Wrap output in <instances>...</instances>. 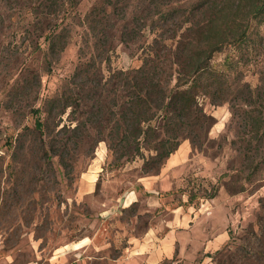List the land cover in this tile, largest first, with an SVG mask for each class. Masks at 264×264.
<instances>
[{"label":"rangeland","instance_id":"374dc122","mask_svg":"<svg viewBox=\"0 0 264 264\" xmlns=\"http://www.w3.org/2000/svg\"><path fill=\"white\" fill-rule=\"evenodd\" d=\"M112 1L103 50L86 23L103 0H0V264H129L141 244L168 248L169 222L174 252L153 264H202L207 255L213 264H264V0ZM124 29L136 40L124 42ZM209 29L223 99L198 93L213 121L182 137L169 162L144 168L154 155L144 141L142 155L118 158L85 98L48 112L50 99L87 93L70 82L81 63L96 62L104 82L157 58L172 78L170 49L200 45ZM52 33L64 35L56 52Z\"/></svg>","mask_w":264,"mask_h":264},{"label":"trees","instance_id":"16d2710c","mask_svg":"<svg viewBox=\"0 0 264 264\" xmlns=\"http://www.w3.org/2000/svg\"><path fill=\"white\" fill-rule=\"evenodd\" d=\"M103 1V11L93 8L86 14V23L94 38L95 47L100 46L104 50L109 44V31L103 24L115 11H105L104 6L114 7L112 0ZM262 8L261 5L253 10L259 11ZM172 16L174 14L170 10L164 14L166 20ZM210 29L204 33L201 31L198 39L200 45L193 46L190 41H178L170 49L172 63L175 65L174 72L170 75L172 78L162 77L165 63L157 58H149L135 69L114 72L104 82L102 76L97 77L100 68L96 62L81 63L76 67L70 82L80 90H87V93L77 97L63 93L61 97L50 99L46 102L48 112L57 110L62 113L68 107L80 105V100L85 98L92 102L89 106L94 128H108L109 150L116 153L118 158L138 157L142 155L141 142L144 141L154 151V155L144 161V168H152L156 164L160 166L177 149L182 137L212 123L213 117L207 115L198 103V93L210 96L212 102L223 99L221 71L211 63L214 53L220 50L219 39L217 37L215 42L207 41L210 33L217 36V31ZM136 35V31L129 32L127 29L121 32L124 42L135 41ZM63 37L61 33H52L49 39L52 52H56L58 42H63ZM107 58L103 57L102 60ZM81 76L85 78L79 83L75 82ZM102 95L106 98L107 127L100 123ZM36 112L37 110L33 111L36 116L34 126L36 130L42 131L44 125ZM110 122L113 123L108 127ZM184 133L186 134L183 135Z\"/></svg>","mask_w":264,"mask_h":264},{"label":"crops","instance_id":"0c3cea01","mask_svg":"<svg viewBox=\"0 0 264 264\" xmlns=\"http://www.w3.org/2000/svg\"><path fill=\"white\" fill-rule=\"evenodd\" d=\"M170 158L167 159V162H169ZM152 230H150L149 232H147L145 234V236H143L144 240H147V238H151V240H153L150 236V232ZM174 235V232H172L170 230V222L168 223V228H167V231L164 235V241L166 243V247L168 248H165V250H162L160 248H158L159 244L156 242V244L151 247L149 250H145L147 248L146 245L144 244H141V247L140 249L138 250V248L136 249L137 251V254L136 255H130L129 259H127V262H129V264H142L143 262L145 264H153V263H156L158 262L160 259H162L163 257H168L169 255L172 256L173 252H174V248L171 246V243L170 241L172 240V237L171 236ZM158 240V239H157ZM169 243H170V248H169ZM221 245V244H219ZM80 246V245H79ZM218 245L216 246H213L212 248H215L217 247ZM209 250H212V249H209ZM209 250H205L206 252H211ZM209 256L207 255L204 259H203V262L202 264H213L212 262H210V259L208 258ZM117 262L119 263H116V264H120V263H124L126 262L125 260H122V259H118ZM124 264H127V263H124Z\"/></svg>","mask_w":264,"mask_h":264}]
</instances>
